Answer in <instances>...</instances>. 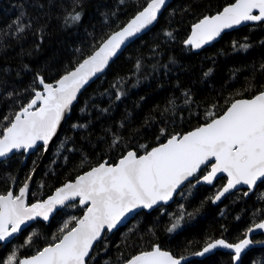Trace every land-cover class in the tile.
<instances>
[{"label": "trees", "instance_id": "trees-1", "mask_svg": "<svg viewBox=\"0 0 264 264\" xmlns=\"http://www.w3.org/2000/svg\"><path fill=\"white\" fill-rule=\"evenodd\" d=\"M149 1L0 0V136L15 113L34 97V90L42 89L38 78L56 82ZM234 2L174 0L152 31L132 43L79 97L34 180L29 202L43 201L104 161L116 164L129 150L144 154L171 135H183L208 123V112L218 117L232 100L264 91V22L226 33L200 53L185 44L193 25ZM74 9L81 13V20L66 25L65 17ZM18 20L30 25L23 33L17 31ZM168 32L172 37L166 35ZM243 44L249 46L247 50L241 47ZM185 92L191 99L188 104L184 103ZM115 138H119V144L113 146ZM42 153L43 148H39L25 164L24 154L1 162L0 195L13 188L17 194L40 163ZM197 177L200 174L173 204L151 213L141 212L128 225L106 236L95 247L88 264H123L156 246L182 257L217 239L234 244L264 219V183L249 197L241 190L215 206L213 198L226 179L217 181L214 187L195 188ZM83 213L75 203L60 211L50 224L35 223L11 244L0 246V264H7L14 252L19 260L55 243L53 236L59 239L75 225L72 221L61 233L64 223ZM181 215L180 226L170 232ZM187 264L235 263L232 255L218 252ZM240 264H264V248L250 251Z\"/></svg>", "mask_w": 264, "mask_h": 264}, {"label": "snow or ice", "instance_id": "snow-or-ice-1", "mask_svg": "<svg viewBox=\"0 0 264 264\" xmlns=\"http://www.w3.org/2000/svg\"><path fill=\"white\" fill-rule=\"evenodd\" d=\"M120 2L123 3V0ZM165 4L166 0H150L147 7L123 28L102 40L91 55L55 85L46 83L42 77L38 78L43 90H34V97L15 113L11 123L4 128L0 136V158L8 157L13 150L34 149L37 142H42L47 150L66 113L71 112L80 90L92 77L103 72L125 41L157 19ZM254 11L256 14H253ZM80 20L81 13L74 9L64 22L67 25ZM246 21H264V0H235L218 14L205 16L193 26L191 36L185 43L199 49L218 37L224 29ZM16 23L20 33L30 26L20 20ZM166 35L172 37L171 32ZM241 47L247 50L249 46L243 44ZM136 67L139 69L140 64L137 63ZM261 67L264 68V65ZM120 95L118 93L116 98L119 99ZM184 96V103H190L187 92ZM171 103L174 108L175 102ZM206 118L209 119L208 123L185 135H171L166 142L144 154L138 155L136 151L129 150L114 165L104 161L92 167L79 175L75 182L65 183L55 195L43 202L26 204L27 181L20 187L18 195L14 196L12 191L0 195V241L8 240L13 233L21 230V225L36 217L48 220L56 207L65 206L66 201L79 198L77 203L86 206L82 218L73 216L64 223L60 232L65 233L69 224L75 221L70 230L59 239L53 236L55 243L29 258L17 260L14 252L7 258V264H86L93 244L105 230L110 232L128 214L139 208L150 209L159 201L167 202L181 185L192 183L190 178L197 173H200V177L195 183H200L202 178L208 184L213 183L218 173L226 174L227 184L215 196L214 202L237 185H247L251 190L258 181L264 183V91L249 99L232 100L222 115L216 117L215 113L208 112ZM161 135H164L163 129ZM117 144L119 138L113 140V146ZM63 147L61 144L60 148ZM202 166L210 169L207 174L201 172ZM182 219L181 215L169 231L177 229ZM256 229L264 230V222L253 224L245 233V238L237 243L215 240L206 244L196 255L203 256L219 246L231 249L233 259L239 261L241 253L252 243L248 238L249 233ZM31 241L32 236H29L28 242ZM127 264H181V261L156 246L152 251L136 255Z\"/></svg>", "mask_w": 264, "mask_h": 264}, {"label": "water", "instance_id": "water-1", "mask_svg": "<svg viewBox=\"0 0 264 264\" xmlns=\"http://www.w3.org/2000/svg\"><path fill=\"white\" fill-rule=\"evenodd\" d=\"M150 2V1H149ZM148 2V3H149ZM174 2V0H166V4H165V6L161 9V11H160V13H158L157 14V19L151 24V25H149L147 28H145V29H143L140 33H138L137 35H135L134 37H131V38H129L127 41H125V43L123 44V45H121V47H120V49L117 51V53H116V55L114 56V57H112L110 60H109V63H108V65L105 67V69L103 70V72H101V73H98L95 77H92L90 80H89V82H88V84H86L81 90H80V92L77 94V99H76V101H74L73 102V104H72V106H71V112L70 113H66V115H65V117H64V119L61 121V123H60V125L58 126V129H57V132H56V134L53 136V138L51 139V141L49 142V144H48V146H47V150H45V148L43 147V144H42V142H37V145H36V147L34 148V149H30V150H28V151H24V150H21V151H19V152H17V151H15V150H13V152L12 153H10L9 154V156L8 157H6V158H0V163L1 162H4V161H7V160H9V159H11L12 157H14L15 155H18V154H24V164L27 162V160L29 159V157L32 155V154H34L39 148H43V153H42V157H41V161H40V163L38 164V166L35 168V170L32 172V174L30 175V177H31V179L30 180H28L27 182H28V193H27V197H26V204L27 205H31V204H33V203H30L29 202V194H30V191H31V189H32V186H33V183H34V180H35V178H36V176H37V174H38V172L41 170V168L43 167V164L46 162V160H47V158H48V156L50 155V153H51V150H52V148H53V146L56 144V142L58 141V139L60 138V136H61V134H62V131H63V128L65 127V125H66V123H67V121L69 120V118H70V116H71V114H72V110H73V108H74V106L77 104V102H78V99H79V97L84 93V91L88 88V87H90L94 82H96L100 77H102L107 71H108V69L110 68V66L116 61V59H118V57H120L121 56V54L132 44V43H134L135 41H137L138 39H140L142 36H144V35H146V34H148L150 31H152V29L157 25V23H158V21H159V19H160V17H161V15L163 14V12L172 4ZM148 5V4H147ZM147 5L145 6V7H147ZM144 7V8H145ZM143 8V9H144ZM142 9V10H143ZM141 10V11H142ZM223 10V9H222ZM221 10V11H222ZM220 11V12H221ZM139 13V12H138ZM137 13V14H138ZM136 14V15H137ZM218 14V13H217ZM253 14H256V12L254 11V13ZM135 15V16H136ZM214 15H216V14H214ZM134 16V17H135ZM213 16V15H212ZM133 17V18H134ZM132 18V19H133ZM131 19V20H132ZM131 20H129V22L131 21ZM259 22H264V21H246V22H242L241 24H239V25H234L232 28H228V29H224L222 32H221V34L218 36V37H216L214 40H212V41H210V42H208V43H206V44H204L201 48H199V49H196V48H194V47H192L191 45H187L186 43V45L188 46V47H190L191 49H192V51L194 52V53H200L201 51H203L205 48H207V47H210V46H212V45H214L215 43H217L222 37H223V35H225L226 33H229V32H231V31H235V30H238V29H241V28H243V27H245V26H247V25H249V24H254V23H259ZM198 23V22H197ZM126 25V24H125ZM124 25V26H125ZM123 26V27H124ZM194 26V25H193ZM122 27V28H123ZM193 28V27H192ZM120 30V29H119ZM118 31V30H117ZM191 33H192V29H191V32H190V34H189V36H188V38L191 36ZM187 38V39H188ZM107 39V38H106ZM100 46V45H99ZM67 74V73H66ZM65 75V74H64ZM63 75V76H64ZM63 76H61L60 78H62ZM59 78V79H60ZM58 79V80H59ZM57 80V81H58ZM56 81V82H57ZM56 82H54V83H49V84H53V85H55L56 84ZM42 86V85H41ZM43 90V86H42V89L41 90H39V91H42ZM252 98V97H251ZM244 99H249V98H244ZM38 106H39V102H38ZM222 115V114H221ZM204 125V124H203ZM202 126V125H201ZM196 129V128H195ZM194 129V130H195ZM193 131V130H192ZM189 132H191V131H189ZM188 133V132H187ZM187 133H185V134H187ZM185 134H183V135H185ZM108 163V162H107ZM211 163V162H210ZM109 165H111V164H109ZM98 166V165H97ZM95 167V166H94ZM207 168V166H202V168H201V172L204 170V169H206ZM210 170V169H209ZM208 170V171H209ZM89 171V170H88ZM87 172V171H86ZM85 173V172H84ZM83 173V174H84ZM83 174H81V175H83ZM200 173H197V175H199ZM205 174H207V172L205 173ZM196 175V176H197ZM196 176H194V177H196ZM194 177H191L190 178V180H192V179H194ZM77 178V177H76ZM76 178H75V180H76ZM221 179H226V182H225V184L218 190V192L219 191H221L222 190V188L224 187V186H226V184H227V176H226V174H223V173H218L217 174V176H216V178L213 180V183L212 184H208L207 182H204L203 180H202V178H201V182L200 183H194V187L195 188H198V187H200V186H206V187H214L215 186V184L217 183V181H219V180H221ZM75 180H73V181H69V182H75ZM66 183H68V182H66ZM187 184H188V182H185V184L184 185H181L177 190H176V192H174L173 193V195H172V197L167 201V202H164V201H159L156 205H154L152 208H150V209H148V208H139V209H137V210H135V212H133V213H130V214H128L122 221H121V223H119L114 229H112L110 232L109 231H107V230H105V232L104 233H102V236H101V238L99 239V240H97L94 244H93V249H92V251L90 252V254H89V257H91V255H92V253H93V251H94V249H95V247L97 246V244L98 243H100L106 236L107 237H110L111 235H113L116 231H118L120 228H122V227H125L126 225H128L129 223H130V221H132V219L136 216V215H138L139 213H141V212H147V213H151L152 211H154V210H156V209H159V208H161V207H168L169 205H171V204H173L174 203V201L176 200V198H177V196H178V194L187 186ZM262 183H260L259 181L257 182V184H256V186L253 188V189H249V187L247 186V185H243V184H240V185H237L236 186V188H234V189H231V190H229V192H227V193H225L223 196H221V198L218 200V201H215L214 202V199H215V196L218 194V192L215 194V196H214V198H213V201H212V203H213V205H215V206H218V205H220V204H222L228 197H230L231 195H233L234 193H236V192H238V191H241V190H244L245 191V193H247V195H246V197H249L250 195H252L255 191H256V189L259 187V185H261ZM64 186V184L62 185V186H60L59 188H61V187H63ZM59 188H57V189H59ZM57 189L49 196V197H51V196H53V195H55V193H56V191H57ZM10 191H12L13 192V195L15 196V195H18L19 194V191H18V193L17 194H15V191H14V188L13 189H11ZM49 197H47L46 199H44V200H47ZM78 199L79 198H76V200H70V201H66L65 202V206H63V207H61V206H57L56 207V209L49 215V219L48 220H44L42 217H36L35 219H33V220H31V221H28L25 225H21V230L18 232V233H13V235L11 236V237H9L8 238V240H6V241H0V246H3V247H6L7 245H9V244H11L13 241H15L18 237H20L21 235H22V233L25 231V230H27L28 228H30L32 225H34L35 223H38V222H42V223H45L46 225H48V224H50V222L56 217V215L60 212V211H62L63 209H65L67 206H69V205H71V204H75V203H77V201H78ZM43 200V201H44ZM43 201H38V202H43ZM38 202H34V203H38ZM78 204V203H77ZM78 206L80 207V208H82V209H84V211H85V207L86 206H80L79 204H78ZM83 215H84V213H83ZM82 215V216H83ZM82 216L80 217V218H82ZM260 222H264V219H262L261 221H259V222H257V223H260ZM10 227V226H9ZM259 237H262L263 239L261 240V241H257L256 239L257 238H259ZM248 238L252 241V243L248 246V248H246L242 253H241V257H240V260L239 261H236V260H234V263L235 264H240L241 263V261H242V259H243V257L246 255V254H248L250 251H252V250H254V249H257V248H264V230H260V229H256L255 231H253L252 233H249V235H248ZM217 240H219V239H217ZM215 241V240H214ZM214 241H211V242H214ZM210 242V243H211ZM227 242V241H226ZM48 246V245H47ZM46 247V246H45ZM162 251H166V250H164V249H162L160 246H158ZM204 248V247H203ZM203 248L200 250V251H202L203 250ZM43 249V248H42ZM41 249V250H42ZM150 251H152V250H150ZM200 251H198V252H200ZM168 253H170L169 251H167ZM218 252H223V253H228V254H230V255H232V256H234V253H233V251L231 250V249H225V248H222V247H217V248H215V249H212L210 252H208V253H205L203 256H198V255H196V253H192V254H190V255H187V256H182V257H175L173 254H171L173 257H175V258H177V259H180V261H181V264H187V263H189V262H192V261H195V260H205V259H207V258H209V257H211V256H213V255H215V254H217ZM36 254V253H35ZM34 254V255H35ZM139 254H141V253H139ZM139 254H137V255H139ZM33 256V255H32ZM136 256V255H135ZM135 256H133V257H135ZM29 257H31V256H28V257H24V258H29ZM132 257V258H133ZM131 258V259H132ZM23 259V258H22ZM89 259L90 258H86V264H88V261H89ZM130 260V259H129ZM128 260V261H129ZM128 261H126V262H124L123 264H127V262Z\"/></svg>", "mask_w": 264, "mask_h": 264}, {"label": "rangeland", "instance_id": "rangeland-1", "mask_svg": "<svg viewBox=\"0 0 264 264\" xmlns=\"http://www.w3.org/2000/svg\"><path fill=\"white\" fill-rule=\"evenodd\" d=\"M68 207V206H67Z\"/></svg>", "mask_w": 264, "mask_h": 264}]
</instances>
